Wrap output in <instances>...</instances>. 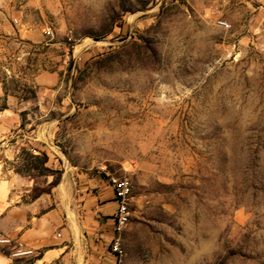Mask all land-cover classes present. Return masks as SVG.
I'll list each match as a JSON object with an SVG mask.
<instances>
[{
	"label": "rangeland",
	"instance_id": "obj_1",
	"mask_svg": "<svg viewBox=\"0 0 264 264\" xmlns=\"http://www.w3.org/2000/svg\"><path fill=\"white\" fill-rule=\"evenodd\" d=\"M0 91L19 119L0 184L64 217L45 264L95 261L88 199L112 176L132 185L122 264H264L260 2L0 0Z\"/></svg>",
	"mask_w": 264,
	"mask_h": 264
},
{
	"label": "crops",
	"instance_id": "obj_2",
	"mask_svg": "<svg viewBox=\"0 0 264 264\" xmlns=\"http://www.w3.org/2000/svg\"><path fill=\"white\" fill-rule=\"evenodd\" d=\"M264 5V0H256ZM2 91H0V97ZM19 122L14 109L9 107L0 111V140L3 133L10 131ZM10 178L0 184V236L11 240L9 244H0V264H17L18 259L32 254H40L33 264H45L54 261L65 253L60 245L57 230L64 222L60 210L52 199L38 197L28 203L20 202L17 186H12ZM100 190L88 199L90 215L85 221L89 240L101 237V246L96 245L94 264H114V256L104 246L114 236V215L116 202L113 189L98 183ZM15 197H17L15 199ZM14 245V246H12ZM8 250L10 252H5ZM92 263V264H93Z\"/></svg>",
	"mask_w": 264,
	"mask_h": 264
},
{
	"label": "built area",
	"instance_id": "obj_3",
	"mask_svg": "<svg viewBox=\"0 0 264 264\" xmlns=\"http://www.w3.org/2000/svg\"><path fill=\"white\" fill-rule=\"evenodd\" d=\"M215 23L224 29L231 28L230 23L222 18L215 19ZM109 185L113 189L114 200L116 202V211L114 215V236L111 240V252L116 257L115 264H122V234L125 231L130 218V201L132 197V185L127 178L110 177ZM61 234H58L60 237ZM10 239L0 236V244H9Z\"/></svg>",
	"mask_w": 264,
	"mask_h": 264
}]
</instances>
